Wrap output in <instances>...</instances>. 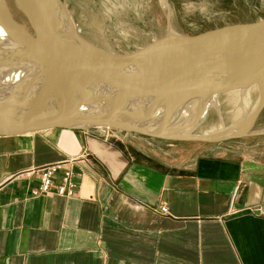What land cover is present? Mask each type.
Returning a JSON list of instances; mask_svg holds the SVG:
<instances>
[{
  "label": "crops",
  "instance_id": "obj_1",
  "mask_svg": "<svg viewBox=\"0 0 264 264\" xmlns=\"http://www.w3.org/2000/svg\"><path fill=\"white\" fill-rule=\"evenodd\" d=\"M108 131L0 136V264H264L262 165ZM60 161L73 194L32 195L31 170Z\"/></svg>",
  "mask_w": 264,
  "mask_h": 264
},
{
  "label": "water",
  "instance_id": "obj_2",
  "mask_svg": "<svg viewBox=\"0 0 264 264\" xmlns=\"http://www.w3.org/2000/svg\"><path fill=\"white\" fill-rule=\"evenodd\" d=\"M15 2L33 32L11 33L15 42L0 48V64L11 65L23 52L38 68L24 87L0 82V136L99 127L167 140L220 142L249 134L264 107V19L194 35L168 29L140 49L118 53L81 35L62 0ZM230 80L239 88L253 80L260 85L246 123L194 131L205 118L199 117L203 109L206 115L205 102Z\"/></svg>",
  "mask_w": 264,
  "mask_h": 264
},
{
  "label": "rangeland",
  "instance_id": "obj_3",
  "mask_svg": "<svg viewBox=\"0 0 264 264\" xmlns=\"http://www.w3.org/2000/svg\"><path fill=\"white\" fill-rule=\"evenodd\" d=\"M62 2L69 9L81 35L99 47L118 53L140 49L163 36L168 29L194 35L226 24L264 19V0H62ZM6 5L15 23L33 32L32 22L15 0H6ZM254 85L253 80L245 86L249 98L243 96L242 87L238 92L240 97H236L241 99L238 102L241 107L243 104L246 110H249L248 113L259 100ZM220 95L221 93L214 97L215 100L208 107L204 120L200 121L198 126H194V131L219 130L231 124L230 118H233L230 116L231 101L228 97L222 98ZM249 132L245 136L218 143L176 142L173 143V147L168 146L166 149L170 157L209 154L241 161L248 160L264 167V107L257 114ZM110 133L120 134L115 131Z\"/></svg>",
  "mask_w": 264,
  "mask_h": 264
},
{
  "label": "bare ground",
  "instance_id": "obj_4",
  "mask_svg": "<svg viewBox=\"0 0 264 264\" xmlns=\"http://www.w3.org/2000/svg\"><path fill=\"white\" fill-rule=\"evenodd\" d=\"M21 33V32H28L25 28H22L21 26H19L17 23H15L11 18H10V13L7 10V5H6V0H0V48L2 47H7L8 45L12 44L15 42V38H13L10 34L13 33V35H16V33ZM23 58H20L15 60L14 63H12L11 65H5V64H0V82L5 83L7 86L11 85L14 87H24L26 86V83L29 79H31L34 75L33 72L35 71V69L38 68L36 62L32 61L30 58H28L25 54H23V52L21 53ZM18 57V55L16 56ZM229 86H225L222 89V93L220 95V97H228L231 101L229 103L230 105V110L232 111V113L230 114V116H232L233 118H230V122L234 123V122H245L247 121L248 118V111L246 110V108L243 106L241 107V104H239V100H241L240 98H236V97H240L239 92V87L237 86L238 82L236 80H230L227 83ZM236 89H238L236 91ZM254 89H255V93L257 94V98H259V94L261 92V88L259 83L257 82L254 85ZM243 96H245V98H249V92L247 89H245V87H243V89L241 90ZM215 100V98H211L208 99L205 103V109L207 106H210L211 104H213V101ZM243 103H244V99ZM239 105H238V104ZM193 107V106H192ZM226 108V106L224 107ZM192 108H190L189 110H183L184 114H189L190 110ZM205 116V111L203 109L202 113L200 114L199 117L203 118ZM244 120V121H243ZM109 129V128H107ZM211 130H215V129H210ZM208 131V132H209ZM197 132H199L197 130Z\"/></svg>",
  "mask_w": 264,
  "mask_h": 264
},
{
  "label": "built area",
  "instance_id": "obj_5",
  "mask_svg": "<svg viewBox=\"0 0 264 264\" xmlns=\"http://www.w3.org/2000/svg\"><path fill=\"white\" fill-rule=\"evenodd\" d=\"M68 161H60L44 164L40 167L33 168L38 172L39 183L36 188L31 190L32 195L54 192L63 196H70L77 187V182L74 179V173L70 167H67ZM61 173L60 182L54 183L56 174ZM160 214L167 213V206L161 205L156 209Z\"/></svg>",
  "mask_w": 264,
  "mask_h": 264
}]
</instances>
